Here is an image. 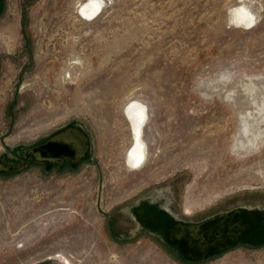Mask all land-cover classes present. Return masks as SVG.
<instances>
[{"label": "rangeland", "instance_id": "1", "mask_svg": "<svg viewBox=\"0 0 264 264\" xmlns=\"http://www.w3.org/2000/svg\"><path fill=\"white\" fill-rule=\"evenodd\" d=\"M78 1L5 0L0 25L22 26L28 50L0 58V164L14 168L0 170V264H264L263 240L191 259L164 234L235 208L264 226V0H101L94 21ZM238 3L252 28L229 18ZM135 101L149 149L130 171ZM69 125L88 137L78 164L23 153ZM142 205L162 228L139 223Z\"/></svg>", "mask_w": 264, "mask_h": 264}, {"label": "flooded vegetation", "instance_id": "2", "mask_svg": "<svg viewBox=\"0 0 264 264\" xmlns=\"http://www.w3.org/2000/svg\"><path fill=\"white\" fill-rule=\"evenodd\" d=\"M4 6L5 0H0V22L4 21V19H2ZM22 30V26L19 30H15L9 23L0 25V58L4 57L7 53H11L12 57L19 56V53L23 54L28 50V45L26 42L20 45L21 48L19 50H17L16 44L14 43V41L16 42L18 40L19 35H21V39L24 40V33ZM24 151L28 153L27 156L33 158L35 161L42 162L47 168H52L54 166L63 167L66 165L74 166L83 160L88 154V137L78 127L69 125L56 130L44 139L25 147L23 149V153ZM160 214L161 217L159 218V221L161 223L159 228H162L164 225L165 216L162 212ZM202 220L185 221L184 223L197 224ZM170 225L171 222L166 225L165 231H172L169 227ZM263 228V224L259 223L253 231L245 232L247 228L238 229L236 231L237 236H234V238L231 239V241L234 243L230 245H227L230 241L218 234L214 240L209 242L203 241V238H201L202 243L198 246V248L194 247L195 243L192 240H188L187 249L183 253L177 252V244L171 246L182 258L187 257L203 259L223 252L226 249L238 244H243L246 242L253 245L258 244L261 241V238L256 236L254 232H257ZM244 232L246 234L248 233L247 237L245 240H241V236H243Z\"/></svg>", "mask_w": 264, "mask_h": 264}, {"label": "water", "instance_id": "3", "mask_svg": "<svg viewBox=\"0 0 264 264\" xmlns=\"http://www.w3.org/2000/svg\"><path fill=\"white\" fill-rule=\"evenodd\" d=\"M24 153L28 155L26 151H24ZM13 169V166L0 164L1 171H12ZM137 212L139 213L138 216L136 215ZM150 213L158 214L159 218V214L161 212L154 211L150 208V206L142 205L135 211V216L139 221L138 217L142 218L146 214ZM261 215H263L262 212ZM158 218H156L157 225L150 224L146 226L152 229H159L161 222ZM259 218L260 213L255 210L249 211L245 208H235L213 214L197 224H186L184 221H171V225L169 227L172 231H165L164 234L167 242L171 245L177 244V252L183 253L187 249L188 240H192L195 243L194 247L198 248V246L202 243L201 238H203V241L209 242L214 240L218 234L230 241L227 244L230 245L234 243L231 239L234 238V236H237L236 231L238 229L247 228L245 232L253 231L260 223ZM245 232L243 236H241V240L246 239L248 233L246 234ZM254 233L264 241V228Z\"/></svg>", "mask_w": 264, "mask_h": 264}, {"label": "bare ground", "instance_id": "4", "mask_svg": "<svg viewBox=\"0 0 264 264\" xmlns=\"http://www.w3.org/2000/svg\"><path fill=\"white\" fill-rule=\"evenodd\" d=\"M77 14L85 21H94L102 11L101 0H80L77 2ZM229 18L239 27L249 29L255 25V14L244 4L238 3L229 9ZM76 61V60H75ZM71 61V63H75ZM62 72V71H61ZM124 116L128 124L130 142L124 150L123 164L130 171H137L143 167L148 155V143L145 138V127L147 125L146 107L137 101L124 111ZM137 212V216H138ZM161 214H159V218ZM139 218V223L143 226L157 225L158 214L150 213ZM158 218V219H159ZM171 248H173L171 246ZM67 261V260H66Z\"/></svg>", "mask_w": 264, "mask_h": 264}]
</instances>
